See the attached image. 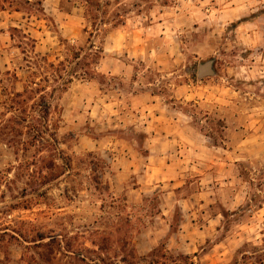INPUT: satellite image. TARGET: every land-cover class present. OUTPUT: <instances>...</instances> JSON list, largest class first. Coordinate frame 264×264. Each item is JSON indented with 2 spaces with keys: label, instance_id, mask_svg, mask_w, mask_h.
Wrapping results in <instances>:
<instances>
[{
  "label": "rangeland",
  "instance_id": "obj_1",
  "mask_svg": "<svg viewBox=\"0 0 264 264\" xmlns=\"http://www.w3.org/2000/svg\"><path fill=\"white\" fill-rule=\"evenodd\" d=\"M181 254L264 264V0H0V264Z\"/></svg>",
  "mask_w": 264,
  "mask_h": 264
},
{
  "label": "trees",
  "instance_id": "obj_2",
  "mask_svg": "<svg viewBox=\"0 0 264 264\" xmlns=\"http://www.w3.org/2000/svg\"><path fill=\"white\" fill-rule=\"evenodd\" d=\"M90 49H92V48H90ZM75 56L76 57H78V54L76 53L75 54ZM98 247H99V249L100 250H102V251H105V249L103 248V247H101V246H99L98 245ZM151 255H153V253L151 254ZM132 255H130V257H131ZM133 257V256H132ZM169 257H171V258H173L172 256H169ZM134 258V257H133ZM178 258H180V259H184L185 261H187L188 262V264H193V261L190 259V257L189 256H187V255H179V256H176L175 258H173V263L171 262L170 264H178V261H177V259ZM144 259V258H143ZM79 260L81 261V262H84L85 264H95V263H91V262H89L84 256H82V257H80L79 256ZM123 261H125V259H123ZM128 264H140L139 262H128ZM148 264H163V262H155V260H153V261H148Z\"/></svg>",
  "mask_w": 264,
  "mask_h": 264
},
{
  "label": "water",
  "instance_id": "obj_3",
  "mask_svg": "<svg viewBox=\"0 0 264 264\" xmlns=\"http://www.w3.org/2000/svg\"><path fill=\"white\" fill-rule=\"evenodd\" d=\"M197 72L199 77L214 74V70L212 68V60H207L200 64L198 66Z\"/></svg>",
  "mask_w": 264,
  "mask_h": 264
}]
</instances>
